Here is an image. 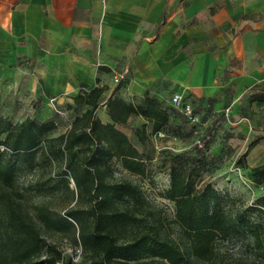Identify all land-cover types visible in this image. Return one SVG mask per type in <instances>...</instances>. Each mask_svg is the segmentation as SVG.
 <instances>
[{"label":"crops","instance_id":"crops-1","mask_svg":"<svg viewBox=\"0 0 264 264\" xmlns=\"http://www.w3.org/2000/svg\"><path fill=\"white\" fill-rule=\"evenodd\" d=\"M83 85L106 88L105 124L115 96L168 104L180 93L195 109L196 99L220 109L234 92L232 109L264 88V0H0V106L10 119L56 118L66 130L87 109L74 103ZM144 122L116 127L130 138Z\"/></svg>","mask_w":264,"mask_h":264},{"label":"trees","instance_id":"trees-1","mask_svg":"<svg viewBox=\"0 0 264 264\" xmlns=\"http://www.w3.org/2000/svg\"><path fill=\"white\" fill-rule=\"evenodd\" d=\"M105 90L104 86L90 90L86 85L82 86L74 103L85 105L87 109L74 120L67 121L66 132L58 137L60 145L54 148L57 152L49 155L54 160L66 159V167L76 184L78 198L88 197L91 202L88 215L94 218V225L91 230L83 229L80 233L82 244L86 248L90 247L96 255L88 264H184L190 256L212 261L216 255L217 238L227 240L233 235L248 233L254 236L260 249L264 247L263 224L253 223L244 212H238L232 218L221 207L223 198L217 190L210 186L198 190L191 182L190 174L178 168L172 170L171 188L166 197L175 203V223L186 236L188 248L183 250L174 240L162 238L160 229L155 227L151 228V232L140 233L130 242L119 243L112 228L115 223H137L141 219L134 213L107 208L116 199H128L134 200L138 205L135 208L141 210L143 195L138 187L129 182L109 184L106 174L112 172L110 162L117 158L123 168L141 176L146 174V167L140 150L116 126L127 125L132 116L142 117L145 122L136 130V135L140 142H144L149 127L146 124H150L151 133L157 135L167 128L172 113L181 110L172 105L171 100L166 104L149 95L141 103L127 102L115 96L106 102L112 122L105 124L97 116ZM248 99L250 102L264 103V88L251 93ZM59 127L56 118L43 122L27 118L20 125L13 124L7 118H0V147L4 148L0 152V185L13 189L16 184L15 166L6 159L8 151L34 152L41 146L42 137ZM253 171L258 181L264 179V163L256 166ZM63 175L67 177L68 183L69 174L66 172ZM0 204L7 210L6 221L12 230L9 238L0 246L1 262L76 264L74 258H66L57 246L45 243L34 218L15 206L10 193H0ZM254 207L264 213V205ZM38 210L42 223L55 230H67L76 224L82 227L84 223V210H69L67 217L56 216L45 206ZM145 257L153 259L145 261Z\"/></svg>","mask_w":264,"mask_h":264},{"label":"rangeland","instance_id":"rangeland-1","mask_svg":"<svg viewBox=\"0 0 264 264\" xmlns=\"http://www.w3.org/2000/svg\"><path fill=\"white\" fill-rule=\"evenodd\" d=\"M261 89L246 91L229 112L226 106L235 102L234 92L228 93L229 101L220 109L196 99L195 110L200 122L196 124L189 121L178 110V113H172L167 128L157 135L151 133L150 124H146L149 127L144 142H140L136 135V130L143 123L129 126L132 131L130 138L141 152L146 174L141 176L129 172L117 158L110 162L112 172L106 174L107 182H129L138 187L143 195L141 210L135 208L138 205L134 200L128 199H116L107 208L134 213L141 219L137 223H115L112 228L119 243L130 242L140 233L151 232V228L155 227L160 229L162 238L174 240L183 250L188 248L186 236L175 223V203L166 197L171 188L174 168L190 174L191 182L198 190L208 186L217 190L223 198L221 207L232 218L238 212H244L253 223L264 226V213L254 207L264 205V179L258 181L253 171L264 163V103L250 102L248 99L251 93ZM12 112L10 107L0 106V118L11 120ZM24 120L11 121L20 125ZM65 132L64 126L60 124L57 130L42 137L38 150L31 153L8 151L6 159L15 166L16 184L13 189L0 185V193H10L15 206L34 218L46 244L57 246L66 258H74L76 264H88L96 255L90 247L86 248L82 244L80 233L83 229L91 230L94 225V218L88 215L91 202L88 197L78 198V190L66 167V159L54 160L49 156L57 152L54 148L60 145L58 137ZM3 150L0 147V152ZM66 172L69 174L68 183L67 177L63 175ZM44 206L54 215L62 217H67V212L72 209L84 210L83 226L76 224L67 230L49 228L38 217V209ZM6 218L7 210L0 204V246L12 231ZM262 238L264 240V235ZM215 251L212 261L190 256L184 264H264V247L260 249L250 233L233 235L227 240L217 238ZM2 259L0 264H4ZM152 259L144 258L145 261Z\"/></svg>","mask_w":264,"mask_h":264},{"label":"built area","instance_id":"built-area-1","mask_svg":"<svg viewBox=\"0 0 264 264\" xmlns=\"http://www.w3.org/2000/svg\"><path fill=\"white\" fill-rule=\"evenodd\" d=\"M122 77L116 76L115 77V82L118 83ZM57 97L51 98L49 101L51 103V106L54 108L56 113L60 114L61 116H65V112L62 110L58 109L57 106L55 105L57 101ZM171 104L174 105L175 107L179 108L182 112V114L191 122L197 123L200 121L199 116L195 112L193 104L184 98V96L180 93H175L171 97ZM227 111H230V108L227 109Z\"/></svg>","mask_w":264,"mask_h":264}]
</instances>
